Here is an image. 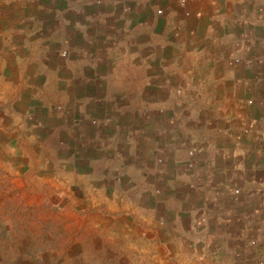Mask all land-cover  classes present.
<instances>
[{
  "label": "crops",
  "instance_id": "1",
  "mask_svg": "<svg viewBox=\"0 0 264 264\" xmlns=\"http://www.w3.org/2000/svg\"><path fill=\"white\" fill-rule=\"evenodd\" d=\"M11 188L142 264H264V0H0Z\"/></svg>",
  "mask_w": 264,
  "mask_h": 264
},
{
  "label": "rangeland",
  "instance_id": "2",
  "mask_svg": "<svg viewBox=\"0 0 264 264\" xmlns=\"http://www.w3.org/2000/svg\"><path fill=\"white\" fill-rule=\"evenodd\" d=\"M10 191L0 196V264H67L71 263L67 254L78 253L83 246L87 254L71 264H142L128 238L111 242L110 229L100 232L76 224L81 221L76 211L66 219L61 210L41 201L45 194L39 193L34 203L35 196Z\"/></svg>",
  "mask_w": 264,
  "mask_h": 264
}]
</instances>
